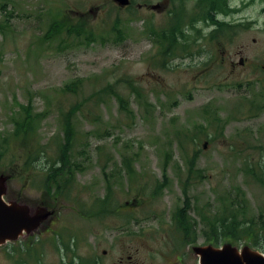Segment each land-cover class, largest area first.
I'll use <instances>...</instances> for the list:
<instances>
[{"label":"rangeland","instance_id":"obj_1","mask_svg":"<svg viewBox=\"0 0 264 264\" xmlns=\"http://www.w3.org/2000/svg\"><path fill=\"white\" fill-rule=\"evenodd\" d=\"M138 1L141 0H135L133 5L123 9L113 0H0V21L8 24L7 32L0 33V136L13 131L12 120L18 116L19 106L31 103L33 112L45 113L37 124L36 137L40 144L46 145L48 160L62 139L58 101L62 100L63 107L67 108L107 84H113L127 97L133 113L132 118H126L116 99L108 97L105 103L91 108L88 119L81 114L76 116L74 122L79 137H83L76 147L83 149L82 154L77 155L82 169L75 173V184L66 191V196L65 193L63 196L56 194L54 189L51 195L46 192L45 157H41L34 167L41 174L34 172L28 177L20 174V164L14 161L19 154L24 156L26 149L20 145L18 148L6 147V144L0 147L3 152L0 173L8 176L4 199L26 203L32 211L41 205L50 209L54 207L58 215L51 228L42 229L41 226L52 215L32 233L0 245V264L80 261L83 241L92 246L94 236L97 237L94 232L99 233L102 248H106L110 236L117 232L104 229L98 222L101 217L98 218L100 213L96 211V204L107 192V175L113 169L117 171V178H110L114 204L121 207L133 197L140 199L134 211L123 209L118 221L108 219L106 222L113 226L122 223L128 215L134 216L138 221L131 227L137 233L131 241L140 248L139 255H145V250L148 252L150 247L161 246L164 238L155 232L158 220H167V214L179 207L184 199L191 208L188 217L197 223L199 232L203 226L193 209L213 213L217 208V191L232 185L239 186L245 193L250 214L264 212V187L253 182L243 170L249 160L253 163L260 161L264 168V107L257 115H250L247 109L251 95L262 89L261 83L264 86V71L260 68L264 66V0H227L228 5L237 11L217 18L242 25L235 27L232 34L220 37L228 40H224L222 46H216L217 52L212 56L209 71L201 74H196V70L185 71L180 77L171 72L164 78L169 86H176L178 83L174 80H179L184 92L168 95L144 93L153 108L149 113L139 108L122 79L129 76L144 87L147 72L150 75L157 73L148 71L146 63L136 57L148 38L144 26L165 22V15L161 11L134 6ZM56 9H62L61 20L82 21L103 38L97 39L96 36L95 41L78 42L70 37L67 45L57 38L41 42L51 13ZM117 19L118 24L114 25ZM208 33L209 30H205L201 34ZM240 57L244 58V64L240 63ZM74 79L82 80L77 93H63L64 85ZM194 85L197 86L195 89H187ZM187 93L194 97L191 102L186 101ZM46 97L52 99L49 112L46 111ZM242 97L243 106L233 110L234 104ZM258 100L260 104L264 103V94ZM208 102L215 105L221 120H225L231 111L240 116V109L243 116L228 121L221 129L216 125L209 126L198 117L200 106ZM93 117L100 120L92 122ZM201 129L204 133L200 132ZM97 130L101 131L100 135L93 133ZM218 130L222 136L217 135ZM190 133L194 134L189 136ZM205 141L207 145L202 148ZM98 146L102 152L96 150ZM198 148L202 151L194 158L193 166L201 170L198 174L202 176L196 174L195 185L187 188L184 184L185 156L190 157L191 151ZM122 154L133 156L136 172L133 181L121 166ZM162 180L167 181L166 187L157 198H152L157 181ZM183 186L187 194L183 193ZM81 204L85 210H92V214L82 217ZM117 235L121 236L115 238L118 244L127 238L122 233ZM206 242L200 237V246L207 245ZM223 243L228 242L222 241L216 246ZM231 244L238 249L248 246L264 253L245 240ZM183 261L185 264L197 263L189 250H185Z\"/></svg>","mask_w":264,"mask_h":264},{"label":"trees","instance_id":"obj_2","mask_svg":"<svg viewBox=\"0 0 264 264\" xmlns=\"http://www.w3.org/2000/svg\"><path fill=\"white\" fill-rule=\"evenodd\" d=\"M222 1V2H221ZM221 3L224 4L223 11L220 9ZM1 7V6H0ZM57 10V9H56ZM264 10V9H263ZM237 10L231 8L227 0H216V15L218 16L220 12L224 15L229 13H234ZM62 9H58L56 12L51 13V19L48 24L46 32L41 36V42H51L54 39H60L61 42L66 43L67 39L70 37L78 39V42L86 40L88 42L95 41L97 39H102L103 37L100 34L94 33L90 28L86 27L85 23L82 21L69 22L68 19L61 20L60 15ZM118 24V19L115 21L114 25ZM242 24H230L228 22L218 21L217 27L215 30V37L220 38L224 35H230L229 33L234 32V28L241 26ZM8 24L6 21H0V33L4 34L7 32ZM244 27V26H243ZM155 31V30H153ZM165 35V33H164ZM127 84L126 87L129 89H134L133 80L131 77L127 76L122 79ZM260 81V80H259ZM81 79H74L69 83H66L61 89L65 94H76L79 86L81 84ZM262 89L256 94H252L250 100L247 101L249 107H247L250 115H257L261 110V107H264V103L259 102V93L264 92V86L261 83ZM136 98L137 105L141 110L146 111V113L151 112L152 105L149 104L145 99V94L136 92L133 94L129 93ZM108 97H114L118 103L120 112H123L126 118H132L133 113L129 108V102L127 97L120 94L113 84H107L99 90L92 91L86 99H83L81 102H76L69 107H63V101H58V115L60 121V127L62 131V139L56 144L53 155H49V159L46 157L48 151L46 145L39 143L36 137V128L37 124L44 118V112H33L31 108V103L27 105H20V110L18 116L14 118L13 131L6 136H0V147L6 144V147L18 148L20 145L22 148L26 149L25 155L15 158V162L20 164L19 171L20 174H25L28 177H31L34 172H38L34 167L38 164V161L41 157H45L47 163L46 168L43 170L44 174V183L46 192L51 195V190L54 189L56 194L61 193V196H66V191L75 184V173L81 171L82 167L80 161H78V154H82V148L76 149L77 145L81 144L83 137H79L78 129L76 123L74 122L76 112H79L81 116L88 119L89 113L93 106H98L102 103H105V99ZM258 97V98H257ZM244 97L240 98L239 102L235 103L233 110H238L243 106ZM52 99L46 97V111L49 112L51 109ZM88 104V105H87ZM242 109L239 110V113ZM237 116L233 111L229 112L225 120H221L218 117L217 111L214 115L215 125L221 129V126H224L229 120L237 119L239 120L241 116ZM99 117H93L92 122H97ZM100 120V119H99ZM98 132V130L96 131ZM95 134L100 135L101 131ZM104 134L108 132L103 131ZM202 133L203 129H201ZM218 136H222L220 130L217 133ZM194 139V136L192 137ZM191 138V139H192ZM192 139V140H193ZM81 146V145H80ZM84 147V146H82ZM96 150L101 151L102 148L98 146ZM102 152V151H101ZM77 153V154H76ZM101 154V153H100ZM3 152L0 150V160H2ZM108 157L107 155L105 156ZM133 156H126L122 154L121 156V166L125 169V172L129 175V180L133 181L134 174L136 173L133 169ZM193 158L185 156V161L193 167ZM105 166V164L103 165ZM40 167V166H38ZM244 173L246 176H249L253 182L257 185L264 187V168H262L260 161L253 163L249 160L244 166ZM201 170H199L200 172ZM117 171L114 169L108 174L107 181L105 184V194L103 204H107V200L112 198V187L110 178H117ZM200 177L202 175L198 174ZM120 178V177H119ZM52 186V188H51ZM165 183L162 181H157V184L152 191V198L156 197V193L159 196ZM183 191L186 192L185 186L182 187ZM217 208L212 213L210 210L204 212H198L195 208L193 211L197 214L200 224L203 226L201 228L202 235L207 242H211L214 245H218L222 241H227L228 243H235L238 240H245L250 243L253 247L258 248L264 251V212L260 210L259 214L253 213L250 214V203L245 197V193L237 185H232L225 190L218 192L216 196ZM187 206L188 203H187ZM208 210V209H207ZM174 215L177 217L178 224L183 226V229L186 230L189 228V223L191 218L187 216L186 208L176 209ZM257 214V215H256Z\"/></svg>","mask_w":264,"mask_h":264},{"label":"flooded vegetation","instance_id":"obj_3","mask_svg":"<svg viewBox=\"0 0 264 264\" xmlns=\"http://www.w3.org/2000/svg\"><path fill=\"white\" fill-rule=\"evenodd\" d=\"M133 2L135 0H130L128 6L121 8H127L133 5ZM134 6L138 8L147 7L150 11H161L165 15V22H161L159 25L147 23L144 26L148 38L145 39L146 43L142 44V47L139 49V54H137L136 59L145 62L148 71L157 73L155 75L151 73L150 75L147 72L148 80L144 87L138 81L132 79L134 89L128 88L130 93L135 94L136 92H140L144 94L158 92L163 95H168L170 93L179 94L184 92L185 88L184 86H180L179 80H174L175 83H178L176 86H169L164 78L171 72L176 73V76L180 77L185 71L196 70V74L209 71L212 56H214V52H217L216 46H222L224 40H228L213 37L215 36L218 21L225 22L217 18L215 12L216 0H155V2L141 0ZM224 7V4L221 3L220 9L222 11ZM219 15L224 14L220 12ZM205 30H209V33L203 36L201 33ZM202 60H205V62L202 63ZM239 61L241 64L245 63L243 57H240ZM196 62L197 64H195ZM198 65H201L199 69H195ZM231 65L233 66V63ZM260 68L264 71L263 65ZM196 87L195 85L188 86L187 89L193 90ZM261 92L259 93L260 99L263 98L264 94L263 91ZM187 94L186 101L191 102L194 97L192 94ZM76 113L80 114L79 112ZM215 113V105L208 102L200 106V116L198 117L203 118L209 126L215 125ZM192 121L193 119L190 120V122ZM192 134L194 133L188 135L191 136ZM204 144L207 145V141L203 142L202 148L206 147ZM201 151L199 148L192 150L190 157L192 156L193 159L196 158ZM188 163L184 162V171L186 173L184 184H186L187 188L195 185L196 174L200 170L194 166L191 169ZM162 182L165 183V186L162 188L164 189L167 181L162 180ZM157 194H154L156 195L154 198L158 197ZM104 199L105 195L101 199L99 198V203L96 204V211L100 213L98 218L101 217L98 222L103 225L104 229H113L117 234L122 233V236H126L127 238L124 239L122 244H118L115 242V238L121 236L113 234L110 236L108 246L102 248L103 241L98 237L99 233L96 234L94 232L93 235H97V237L94 236L92 246L88 245L86 241H83L84 249L80 261L65 264H185L183 261L185 250L193 253L197 259L196 264H198V256L194 252V247L200 246V237L204 239L202 232L201 230L199 232L197 223L192 219L190 220L189 228L184 230L183 226L178 224L177 217L173 213L176 209L186 208L188 216L191 208L187 206V199H184L179 207H176L170 214H167V220H158L155 232H158L164 238V241L163 243H161L162 241L160 242V247H150L148 248V252L145 250V255L137 254L140 248L131 241L137 233L131 227L132 223L138 221L134 216L128 215L122 223L117 222L113 226L108 225L106 222L108 219L118 221L120 211L123 209H129L130 212L134 211L133 209L139 205L140 197H133L130 201L123 203L121 207L120 205L117 207L114 204L115 200L113 197L107 200V204H103L102 200L104 201ZM51 209L54 211L52 217L41 226L42 229L51 228V225L58 218L57 209L54 207H51ZM91 209H93V206ZM90 214H92V210H85L84 205L81 204L80 215L85 217ZM206 243L215 246L211 242ZM131 247L133 251L130 250L132 249Z\"/></svg>","mask_w":264,"mask_h":264},{"label":"water","instance_id":"obj_4","mask_svg":"<svg viewBox=\"0 0 264 264\" xmlns=\"http://www.w3.org/2000/svg\"><path fill=\"white\" fill-rule=\"evenodd\" d=\"M113 1L120 7L130 4V0ZM7 180L8 176L0 173V245L14 241L22 234L32 233L54 212L45 205L32 211L26 203L5 200ZM194 252L198 256V264H264V253L248 246L238 249L231 243L196 246Z\"/></svg>","mask_w":264,"mask_h":264}]
</instances>
